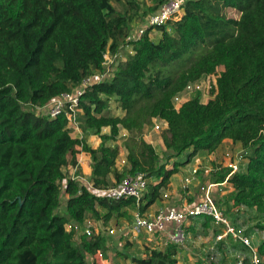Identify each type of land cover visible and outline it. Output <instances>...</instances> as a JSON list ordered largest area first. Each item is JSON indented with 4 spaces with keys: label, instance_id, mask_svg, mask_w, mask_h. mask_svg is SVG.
<instances>
[{
    "label": "trees",
    "instance_id": "1",
    "mask_svg": "<svg viewBox=\"0 0 264 264\" xmlns=\"http://www.w3.org/2000/svg\"><path fill=\"white\" fill-rule=\"evenodd\" d=\"M149 1L153 13L166 0ZM225 9L236 11L238 19L226 17ZM134 15L116 11L111 0H0V264H86L85 253L101 250L106 256V237L81 236L75 242L66 225H81L88 217L106 224L130 219L133 198L97 197L70 180L66 167L76 166V146L90 156L89 181L95 188L143 174L148 182L139 206L143 213L179 168L229 140L247 152L248 162L228 179L232 191L223 204L218 201L219 208L225 211L232 202L264 216V0H186L177 18L154 29L161 33L156 43L153 29L129 39ZM124 46L130 49L125 60H116L109 77L80 97V130L99 137L96 149L72 137L63 113L54 119L35 114V108L70 93L85 78L104 73L103 55L119 56ZM177 67L178 75L167 72ZM218 68L223 71L213 99L204 104L197 93L174 109L175 96ZM110 101L123 116L109 115ZM153 120L167 125V163L142 138ZM121 130L132 146L125 144L119 167L114 144ZM183 154L185 160L178 161ZM213 169L211 180L222 183L229 170ZM63 180L68 197L61 210ZM258 219L249 228L236 225L248 235L252 225L258 228L257 250L264 258V226ZM219 251V262L207 264H224L226 253ZM177 252L168 245L132 263L177 264Z\"/></svg>",
    "mask_w": 264,
    "mask_h": 264
},
{
    "label": "built area",
    "instance_id": "2",
    "mask_svg": "<svg viewBox=\"0 0 264 264\" xmlns=\"http://www.w3.org/2000/svg\"><path fill=\"white\" fill-rule=\"evenodd\" d=\"M185 2L186 0H166L157 11L151 13L146 18L143 27H140L132 34L130 33L129 39L138 40L145 34L146 30L164 26L168 21L177 18L181 14ZM117 56L118 55L112 56L109 53H105L103 55L104 66L113 65L114 62H116ZM218 70L219 68L216 69L214 74L205 76L199 81L188 84L180 94L174 97V109L178 111L182 104L197 93L201 94V96H206V94H208L210 96L209 100L213 99L216 81L223 69L221 68V71ZM97 75L100 77V80L94 81V78L97 79L94 75L85 78L77 87L72 89L70 93L61 94L53 98L45 106L35 108V114L37 116H48L54 119L63 113L66 116V125L67 128L70 129L71 135L80 134L81 130L78 119L81 113L79 107L80 97L87 88L104 81L108 77L101 73H97ZM152 128L154 132H160L166 130L167 125L163 121L153 120ZM224 158L225 163L222 167L229 170L228 175L221 184H208L204 189L203 199L182 208H161L157 210L155 214L147 216L139 212V206L146 192L148 183L143 174L128 176L115 186L104 189L95 188L90 181L77 175L76 166H74L73 173L69 178L72 181L78 182L89 193L97 197L108 198L113 201L133 198L138 212L133 216L131 230L132 234L136 237L141 235H157L160 236L165 247L174 245L179 249L180 247H184L187 242L186 227H189L192 225L193 221L197 220L204 223L207 218L210 225L218 231V233L214 235V242L208 247L207 260L215 261L220 254L219 249H222L233 259V262H227L226 264H264V258L259 255L257 244H254L253 238L251 237L252 235H248L244 227L231 222L225 212L219 208L211 197V192L214 187L226 184L232 175L242 172L248 162L247 152L244 150L237 152H235L234 149L226 150ZM199 170V166L192 168L189 175L185 176L182 181L179 182V187L183 192L187 193L189 191L192 183L197 179ZM208 170L210 173L214 171L213 168H209ZM65 184V180L61 181L60 205L62 202H65V199L68 197L64 192ZM233 207L237 208L235 212L247 209L244 206ZM105 225L104 221H96L87 218L81 225L67 224L66 230H74V241L79 242L78 236L77 241L75 237L79 235L80 230H83L81 236L86 238L114 235L115 230L108 229ZM234 246L240 248L234 249ZM85 262L86 264H105L106 260L104 253L98 250L94 253H85Z\"/></svg>",
    "mask_w": 264,
    "mask_h": 264
},
{
    "label": "rangeland",
    "instance_id": "3",
    "mask_svg": "<svg viewBox=\"0 0 264 264\" xmlns=\"http://www.w3.org/2000/svg\"><path fill=\"white\" fill-rule=\"evenodd\" d=\"M111 4L116 11L121 12V13L124 12L125 9L128 10L129 14H131L132 10L135 11V15L133 16V21L130 23V26H129L131 29V34L134 33L140 27H143V25L145 24L146 18L151 14L148 12L149 8L152 6V2L149 0H136V2L130 6H128L125 3V1H122V4H120V3L115 2L114 0H111ZM223 13L228 18L238 19L239 17V14L236 11L231 10V9H225ZM150 36H151V41L156 43L157 40L160 39L161 33L158 30H154L151 32ZM129 51L130 49L124 46L123 49H121L119 56L116 57V60L124 61L125 55L129 54ZM190 62L191 61H189L186 65H184L183 68L187 67L190 64ZM104 67H105L104 73H101V74H105L109 77V74L111 71V64L108 66H104ZM220 69L221 68H219L218 71H221ZM180 71L181 69L177 67L176 69L168 68L167 72L171 74L172 76H176L178 75ZM95 74H92V75H94V77H97V79L94 78L93 80L94 81L100 80V77L97 75V73ZM202 96H203L202 101L204 104L209 101L210 96L208 94H206V96L205 95H202ZM109 115L123 116V113L117 107V104L114 101H110ZM102 133L107 134L108 130L107 129L103 130ZM165 135H166V130H162L160 132H154L153 128L151 127L150 128L146 127L142 135L143 141L147 144H150L154 148L155 152L159 156L161 163H167L168 161V158H167L168 154H167V151L163 143V138ZM128 137H129L128 132L125 130H121L119 134V138L114 144L119 148V158L117 161V165L119 167L124 165L123 163L125 162V159H126L127 151L125 148V144L132 146V143H129L130 139ZM138 139L139 137L134 138L135 141H137ZM233 149L235 150V152L242 150L240 149L239 145H236L234 147L230 142H225L224 144H222V146H220L216 150V152L218 151L216 154L221 155V151L233 150ZM207 155H208L207 153H201V156H199L198 158L204 159V156L207 158ZM185 158H186V154H183L182 156L177 158V160L183 161L185 160ZM177 160L175 159L171 160L168 163L167 168H171V164ZM215 164L218 166H224L223 162L217 161V160ZM63 207H64V202H62L60 209L62 210ZM236 209L237 208L231 206V209H230L231 215L227 216L231 220V222L236 224L237 222L239 223V221L242 220L241 221L242 226L244 227L247 226V228H249L248 224H253L252 219L259 218L258 223H260L261 226H264V216H259L257 211L254 208L244 209V211H240L241 212L240 218H239L240 220L238 221L237 219L234 218V215L238 214V213L237 214L235 213ZM101 212L104 213L103 210H101ZM132 212H134V209H132ZM132 214L133 213L129 212V215H130L129 220L123 218V219H120V221L117 223L115 219H112L107 223V225H105L108 229L115 230V234L108 237L109 238L108 246H107L108 251L106 254V257L111 259L112 264H125L126 262L128 264H133L132 262L134 259L145 258L149 251H151L152 249H159L161 247V241L157 237H153L154 242H145L146 240L145 236L135 238L131 230ZM88 219H92V218L88 217ZM82 231L83 230H80L78 239L79 238L81 239ZM248 231L250 232L248 233L252 235L251 237L254 239V244L256 245L260 239V236H258V234L255 233L258 231V228L252 225V228H250ZM217 262H219L218 257H217ZM227 262H233V259L229 257V254L226 252L225 257H224V264Z\"/></svg>",
    "mask_w": 264,
    "mask_h": 264
},
{
    "label": "crops",
    "instance_id": "4",
    "mask_svg": "<svg viewBox=\"0 0 264 264\" xmlns=\"http://www.w3.org/2000/svg\"><path fill=\"white\" fill-rule=\"evenodd\" d=\"M72 137L77 138V139L84 138L86 144L92 149H96L101 142L98 136L92 135V134H83L81 131H80V134H73ZM225 142H230L232 144V142L229 140H225L223 144ZM232 145L234 147L236 146L234 144ZM75 150L77 151L76 156H75L76 168H77L76 171L78 172L77 175H80L89 181L90 165H91L90 156L86 153H83L81 151L80 146H76ZM217 152L215 151L212 154H208L207 158L204 156V159L198 158L199 156H201V153H200L191 161V163L179 168L178 172L170 178V181L167 187L161 192V198L153 206L148 208L142 214L146 216L153 215L156 213L157 210L161 208H169V207L182 208L184 206L199 202L201 199H203L204 189L208 186V184H217L211 180L212 172L210 173L208 169L209 168L212 169L214 168V166L215 167L218 166L215 164L216 160L223 162V165L225 163V160H224L225 151H221V155L216 154ZM218 156L219 157L221 156V157L219 158ZM196 166H199L200 168L197 174V179L192 183L189 191L185 193L180 189L179 182L182 181V179L185 176H188L192 168H195ZM73 168L74 167L71 165H68L66 167V173L69 177L73 173ZM231 191L232 189L229 188L228 183L222 186L219 185L212 189L211 197L217 203V205L219 203L218 201L220 200H221V204H223L222 202H225L224 201L225 198L230 194ZM228 204L230 205V207L232 206V202H229ZM230 207L229 208H227L226 206L224 207L226 213L228 212V215H231ZM129 212L133 213L131 217L133 221V216L136 214V212H138V210L135 207L134 212H132V209L131 210L129 209ZM240 214L241 212L238 213L237 215H234V218H237L238 220H240L239 219ZM241 221H239V223H241ZM186 233H187V242L184 247H180L178 249V252L176 255L177 264H207L206 257L208 254V247L214 242V235L217 234L218 231L215 230L213 226L210 225V223L207 224L206 222L203 223L202 221L197 220V221H193L192 225H190L189 227H186ZM77 236L79 237V235H76L75 237L76 241L78 240ZM141 236H145L146 238L145 242H154L153 237H157L161 241V247L159 249H162L165 247L162 243L160 236H157V235L155 236L141 235ZM141 236H138V237H141ZM105 237L107 239L106 246H108V239H109L108 237L110 236H105ZM138 237L135 236V238H138ZM152 250H155V249H152ZM224 252L225 251H223V253ZM105 260H106L105 264H112L110 258H107L105 256ZM125 264H128V263L126 262Z\"/></svg>",
    "mask_w": 264,
    "mask_h": 264
},
{
    "label": "water",
    "instance_id": "5",
    "mask_svg": "<svg viewBox=\"0 0 264 264\" xmlns=\"http://www.w3.org/2000/svg\"><path fill=\"white\" fill-rule=\"evenodd\" d=\"M20 204H22V201H20Z\"/></svg>",
    "mask_w": 264,
    "mask_h": 264
}]
</instances>
